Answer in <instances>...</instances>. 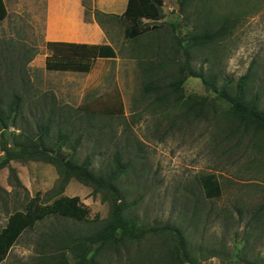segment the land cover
I'll use <instances>...</instances> for the list:
<instances>
[{
  "label": "rangeland",
  "instance_id": "obj_1",
  "mask_svg": "<svg viewBox=\"0 0 264 264\" xmlns=\"http://www.w3.org/2000/svg\"><path fill=\"white\" fill-rule=\"evenodd\" d=\"M160 11L159 20L136 26L138 38L121 49L120 82L114 77L106 84L90 74L92 67L83 78L74 74L78 70L60 69L67 65L48 57L44 19L23 9L13 12L0 25V111H15L0 120V141L5 135V144L16 149L14 135L26 132L37 140L38 125L53 117L52 140L62 142L60 131L79 143L73 152L67 142L65 156L81 163L91 155L95 171L106 172L119 155L127 166L118 184L131 204L127 216L141 226L180 229L198 264H264V210L249 224L264 209V135L230 136L238 124L218 98L222 86L234 90L253 66L250 94L259 95L264 107V0H189L185 7L180 0H161ZM224 22L231 26L223 39L191 50L192 67L215 82L209 92L210 84L195 77L186 78L180 102L168 95L160 102L163 92L145 91L152 74L161 87L180 79L185 55L178 40L215 31ZM200 102L206 105L203 115ZM10 166L13 173L10 167L0 170V231L12 212L60 196H79L89 216L82 222L61 216L39 222L1 264H53L63 254L76 264L72 243L110 217L104 194L75 179L60 193L61 175L44 161L15 160ZM207 175L220 180V198H205L199 179ZM176 246L171 235L148 236L118 250L93 251L89 264H173Z\"/></svg>",
  "mask_w": 264,
  "mask_h": 264
},
{
  "label": "trees",
  "instance_id": "obj_2",
  "mask_svg": "<svg viewBox=\"0 0 264 264\" xmlns=\"http://www.w3.org/2000/svg\"><path fill=\"white\" fill-rule=\"evenodd\" d=\"M189 0H180L181 6L185 7ZM161 0H130L124 23L126 24V32L128 41L136 40V26L140 25V21L144 18L150 20H159L161 16ZM228 23L224 22L222 26L215 31L205 30L200 33H193L187 39L178 40L179 47L185 55V61L179 68L178 81L171 82L167 87H161L157 84L155 76L145 84L147 93L163 92V96H158L157 100L163 102L167 95L169 100L175 99L177 102L182 101L184 96L183 84L187 77H195L204 79L209 86H214V80H208L202 69L196 70L191 65L192 53L195 48L206 47L207 45L223 39L230 30ZM141 36V35H139ZM70 64L71 62H82L85 60L63 61ZM63 66V65H61ZM62 70H78L88 72L89 66H69L61 67ZM253 66L249 72L240 78L235 89H231L229 85H224L218 91V98L227 103L229 106L228 117L236 124L237 129H233L230 136H236L238 133L247 134L248 132L264 135V107L261 106L259 95L250 94V82L253 77ZM149 71V70H148ZM13 104L19 106V99L15 97ZM199 114L205 113L206 105L199 103ZM196 109V105L190 106V109ZM9 113L4 114L0 111V120L4 121L11 116L10 111H15L14 107L9 108ZM15 119V118H14ZM54 118L51 117L45 122L38 125L37 140H32L31 134L26 132L22 135H14L13 149L5 144V135L0 141V153H4V157L0 158V170L10 167V171L14 170L10 166L15 160H37L44 161L48 164L56 166L61 175L60 193L72 179L77 180L83 185L93 188L96 192H102L106 201L110 204V217L93 234L87 236L80 243H72V253L77 259L76 264H89L92 260L89 255L95 251L97 254L103 249L109 248L118 250L120 246H126L128 243L141 241L148 236H158L161 234L171 235L175 238L177 246L173 250L175 255L173 264H198L192 258L191 251L185 234L174 226H165L162 228L151 227L145 228L139 224L137 220L127 216V211L131 208V204H127V197L122 193L121 187L118 185L121 177L125 174L127 166L122 162L119 155L114 161V168L108 171L94 169V159L88 155L81 163L76 162L73 157L65 156V144L69 143V149L76 152L79 148L77 141H71L70 135L64 136L59 131V139L62 142L52 140L53 131L52 123ZM60 135H63L60 136ZM71 142V143H70ZM20 149H17L19 148ZM264 152V148H263ZM18 182V179H17ZM202 186L204 196L207 199L220 198L222 195V185L215 175L203 176L199 179ZM20 184V182H18ZM263 207L254 215L249 222L253 225L263 213ZM51 216H61L63 218L73 219L79 222L86 221L89 216V210L81 204L79 196H60L54 199L50 204H43L40 201H32L25 210H17L9 215L7 225L0 231V264L6 259L12 247L18 239L28 229H33L41 221ZM94 246H96L94 248ZM69 261V259H68ZM53 264H68L64 254Z\"/></svg>",
  "mask_w": 264,
  "mask_h": 264
},
{
  "label": "crops",
  "instance_id": "obj_3",
  "mask_svg": "<svg viewBox=\"0 0 264 264\" xmlns=\"http://www.w3.org/2000/svg\"><path fill=\"white\" fill-rule=\"evenodd\" d=\"M129 3L130 0H0V25L21 9L43 18L42 37L49 58L58 65L92 67L90 74L94 72L99 83H111L114 77V83H119L121 49L128 42L124 18ZM68 59L85 62H63ZM74 74L83 78L88 73Z\"/></svg>",
  "mask_w": 264,
  "mask_h": 264
},
{
  "label": "water",
  "instance_id": "obj_4",
  "mask_svg": "<svg viewBox=\"0 0 264 264\" xmlns=\"http://www.w3.org/2000/svg\"><path fill=\"white\" fill-rule=\"evenodd\" d=\"M180 12H181V8H180ZM210 86L207 85V92H209Z\"/></svg>",
  "mask_w": 264,
  "mask_h": 264
}]
</instances>
